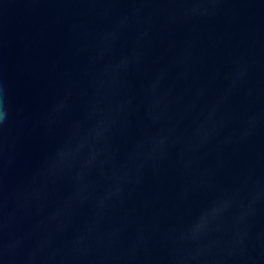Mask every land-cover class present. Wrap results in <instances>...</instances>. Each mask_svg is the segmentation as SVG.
<instances>
[{
  "label": "water",
  "instance_id": "water-1",
  "mask_svg": "<svg viewBox=\"0 0 264 264\" xmlns=\"http://www.w3.org/2000/svg\"><path fill=\"white\" fill-rule=\"evenodd\" d=\"M0 264H264V0H0Z\"/></svg>",
  "mask_w": 264,
  "mask_h": 264
},
{
  "label": "clouds",
  "instance_id": "clouds-1",
  "mask_svg": "<svg viewBox=\"0 0 264 264\" xmlns=\"http://www.w3.org/2000/svg\"><path fill=\"white\" fill-rule=\"evenodd\" d=\"M4 111L3 110H0V120H2L3 119V117H4Z\"/></svg>",
  "mask_w": 264,
  "mask_h": 264
}]
</instances>
